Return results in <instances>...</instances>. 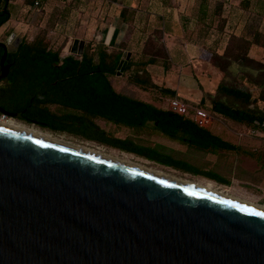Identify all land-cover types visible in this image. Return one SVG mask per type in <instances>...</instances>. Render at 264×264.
Listing matches in <instances>:
<instances>
[{
	"label": "water",
	"instance_id": "water-1",
	"mask_svg": "<svg viewBox=\"0 0 264 264\" xmlns=\"http://www.w3.org/2000/svg\"><path fill=\"white\" fill-rule=\"evenodd\" d=\"M0 264H264V211L0 125Z\"/></svg>",
	"mask_w": 264,
	"mask_h": 264
},
{
	"label": "rangeland",
	"instance_id": "rangeland-1",
	"mask_svg": "<svg viewBox=\"0 0 264 264\" xmlns=\"http://www.w3.org/2000/svg\"><path fill=\"white\" fill-rule=\"evenodd\" d=\"M35 1L38 3L33 5H28L27 0L12 1L10 7L11 18L0 27V42L5 43L9 48H13V45L8 43V36L11 32L21 38L31 39L37 33L45 31L50 39L51 46L53 48L61 47V58L68 55L80 57L78 51L81 41H83V46L87 44L88 51L92 53H95V48L103 42L108 52H111L112 55L119 54L121 56L120 61L125 53L126 56L129 55L128 59L133 63L143 61L147 58L144 55L145 52L153 53L156 48L161 60V57L166 54L164 48L160 50L165 43L161 17H164L163 14L166 9L159 3L162 2L161 0H117L116 2L112 0ZM169 2L172 9V21H181L182 17H188L189 14L193 16L191 8L193 4H197L198 0H169ZM216 3L225 6L223 9L225 22L222 23V17H216L213 24L205 29L206 47L222 50L228 42L229 36L237 34L243 39L248 38L245 41L246 48L249 47L247 42L255 40L258 47L251 46L250 49L260 48L256 50L262 49L264 51V12L260 13L255 10V8H259V5H256L257 0H250V6L247 9L242 8L240 0H224V2L216 0ZM121 9L124 10V15L129 18V22L122 23L123 20L117 15ZM199 26L197 23L193 28L190 26L184 30L185 32H192V35L197 38ZM110 27L118 29L113 45L105 42ZM192 29L193 31H191ZM255 32H257L256 36H254ZM174 39L179 40V38ZM230 40L228 51L236 53L239 50L240 43L234 37H231ZM246 48H243V52H247ZM160 65L146 66L150 69L148 72L151 80L162 86H171L183 81L184 88L179 89L181 95L191 98L187 100L192 104L198 103L200 108L212 116L211 121L204 127L223 140L238 146L239 151L219 150L216 154H213L195 147L179 144L151 128L136 130L100 118H96L95 122L113 136L130 138L136 143L157 147L200 170L214 171L227 180L226 184L216 182L202 175H193L164 166L141 156L120 151L94 141L85 140L67 131L53 132L42 129L37 125L30 127L67 141L92 147L93 149H100L109 154L119 156L125 154L136 163L154 167L160 171L215 188L228 195L264 207V129L257 131L256 126L235 122L219 113H215L210 98L205 97L203 102L200 101V88L204 90L213 89L214 87V74L209 69L202 68L194 74L188 68L176 66L175 69L164 72ZM169 66L170 64L165 70H168ZM140 67L139 64H134L132 70L124 69L120 74L108 75V78L113 87L121 93L146 102L151 101L157 107H169V102L164 105V98H162L164 96L159 91L154 89L145 91L130 82V76L133 75L136 68L140 69ZM233 68H238L237 63L233 64ZM251 71L256 73L255 70ZM240 76L241 73H237L236 76L230 75L227 80L237 86H242L244 83L250 89L252 96H257L259 89L246 83L245 80L243 81ZM3 84L2 81L0 86ZM258 106L262 108L264 104L259 102ZM50 108L52 111L59 112V109L55 106ZM0 121L26 124L15 118L3 117L2 115H0Z\"/></svg>",
	"mask_w": 264,
	"mask_h": 264
},
{
	"label": "trees",
	"instance_id": "trees-1",
	"mask_svg": "<svg viewBox=\"0 0 264 264\" xmlns=\"http://www.w3.org/2000/svg\"><path fill=\"white\" fill-rule=\"evenodd\" d=\"M12 1L0 0V27L11 18ZM161 1L162 7L166 8L163 15L171 17L169 0ZM215 1L198 0L196 5L193 4L191 8L193 16L189 14L188 17L181 18L183 28L185 29V24L190 22L191 17L195 18L194 26L197 23L200 25L199 33H205V29L213 24L216 17H222V23L225 22L223 15L225 6L215 4ZM35 2L37 1L27 0L28 5ZM240 2L243 9L250 6V0ZM261 3L264 4V0H257L260 7ZM117 15L123 22H129L123 9L119 10ZM117 34L118 29L114 28L109 44L115 43ZM256 35L257 32L254 33V36ZM231 37L237 38L240 43L236 53L228 51ZM246 39L248 38L243 39L240 35L233 34L229 36L222 50L205 47L209 53V61L223 73V77L214 92L206 93L200 101L203 102L205 97L210 98L215 113L235 122L264 129V107L258 106L259 102L264 104V62L248 55L250 47L256 42L255 40L247 42L249 46L247 49ZM244 47L247 51H244L245 53ZM162 49L166 53L161 57L162 60L156 48L153 53L145 52L147 58L143 61L133 63L128 59L124 69L129 70L134 64H139L141 67L135 69L130 76V82L142 90L154 89L163 96L172 98L176 91L154 83L146 68L155 64L167 66V52L164 46H161L160 50ZM60 51L61 47L51 46L45 31L37 33L31 39L22 37L19 46L6 57L10 68L6 78L0 81L4 82L0 86V107L9 113H19L15 119L26 123L25 125H37L53 132L67 131L85 140L132 153L161 165L193 175H202L222 184L227 183V180L218 173L200 170L157 147L142 145L130 138L113 136L102 129L95 119L100 118L136 130L151 128L186 146L213 154L219 150L239 151L238 146L223 140L188 117L117 92L108 75L117 73L121 56L108 52L103 42L95 48V53L89 52L87 44H84L80 57L68 55L61 58ZM234 63H237V69L233 68ZM251 70H255L256 73ZM237 73H241L240 78L243 81L259 89L257 96H252L244 83L237 86L227 80L228 76H236ZM51 106L57 107L59 112L52 111Z\"/></svg>",
	"mask_w": 264,
	"mask_h": 264
},
{
	"label": "crops",
	"instance_id": "crops-1",
	"mask_svg": "<svg viewBox=\"0 0 264 264\" xmlns=\"http://www.w3.org/2000/svg\"><path fill=\"white\" fill-rule=\"evenodd\" d=\"M159 3L162 5V2H159ZM263 5L264 4L261 3V7L258 6L259 8L258 9L255 8V10L260 12V13L264 12ZM163 16L164 17H161L162 22H163L162 27L164 29L163 40L165 39V41H164L165 43L163 45H164V47L166 49L167 56H168L167 57V61H168L167 62V66L169 64H170V66H169L168 70H165L167 66L164 67L161 64L160 65L161 68L164 70V72L165 71L168 72L169 70L175 69L176 66H179L181 68H188L194 74H196L202 68L209 69L210 72H212L214 74V78H215L214 79V81H215L214 82V87H213V89H204V90H202L200 88V92H199L200 96L199 97L201 99L203 97V94H206V93H211L212 94L214 92L218 82L222 79L223 73L218 68L213 66L211 64V62L209 61V53L205 50V47H206L205 34L204 33H198L197 34V38H195L196 36L192 35V32H185L184 31L183 23L181 24V21L180 22H179V20L178 21H175V20L172 21L171 17L168 16V18H167L165 15H163ZM194 19L195 18H193V17H191L189 19L190 22L185 24V28L186 29H188L190 26H192L191 28L194 27V25H193ZM122 23H125V22H122ZM191 31H193V29ZM174 38H179V40L176 41ZM252 47H258V45L257 44H253ZM256 49H260V48H255L253 50L249 49L248 55L251 58H254L256 60H260V61L264 62V59H263L264 58V51L262 49L259 50V51L256 50ZM250 50H251V52H250ZM150 66H156V64L155 65H150ZM147 70L149 71L150 69L147 67ZM154 83H156V82H154ZM157 85H159V84H157ZM183 85H184V82L181 81V82H178L175 85L163 86V87H168V88H171V89L175 90L176 91V95L180 96L181 98L191 99V98H188V97H186L184 95H181V93L179 92V89H183L184 88ZM159 86H162V85H159ZM117 92H119V91H117ZM128 96H130V95H128ZM162 98H164V102H163L164 105L166 104V102L168 104L169 98L165 97V96L162 97ZM135 99H137V98H135ZM165 99H166V101H165ZM138 100H141V99H138ZM141 101H143V100H141ZM148 102L152 104L151 101H148ZM158 108H161V109H164V110H169L168 106H160ZM159 133H161V132H159ZM171 140H173V139H171ZM173 141H175V142H177L179 144H182V143H180L177 140H173ZM182 145H184V144H182Z\"/></svg>",
	"mask_w": 264,
	"mask_h": 264
},
{
	"label": "bare ground",
	"instance_id": "bare-ground-1",
	"mask_svg": "<svg viewBox=\"0 0 264 264\" xmlns=\"http://www.w3.org/2000/svg\"><path fill=\"white\" fill-rule=\"evenodd\" d=\"M3 119H6V118H3ZM0 125L14 129V130H18V131H21L24 133H28V134H31L34 136H38V137H41L44 139H48V140H51L54 142L65 144V145H68L71 147H75V148H78V149H81V150H84V151H87V152H90V153H93V154H96V155H99V156H102V157H105V158H108L111 160L117 161L119 163H122V164H125V165H128V166H131V167H134V168H137V169H140V170H143V171H146V172H149V173H152V174H155V175H158V176H161V177H164V178H167V179H170V180H173V181H176V182H179V183H182V184H185V185H188V186H191V187H194V188H197V189H200V190H203V191H206V192H209V193H212V194H215V195H218V196H221V197H224V198H227V199H230V200H233V201H236V202H239V203H242V204H245V205H248V206H251V207H254V208H257V209L264 211L263 206L256 205L252 202H249V201L228 195V194H226L220 190H217L215 188H212V187H209V186H206L203 184H199L196 182H192L190 180L172 175L170 173L160 171L158 169H155L154 167L152 168V167H148V166L136 163V162L132 161L130 158H128L125 154L124 155L122 154L120 156L109 154V153H106L100 149H93L92 147H88L85 145H81V144H77V143H74L71 141H67L63 138L54 136L50 133L39 131L33 127H30L27 125H22V124H16V123L10 122V121H0Z\"/></svg>",
	"mask_w": 264,
	"mask_h": 264
},
{
	"label": "built area",
	"instance_id": "built-area-1",
	"mask_svg": "<svg viewBox=\"0 0 264 264\" xmlns=\"http://www.w3.org/2000/svg\"><path fill=\"white\" fill-rule=\"evenodd\" d=\"M37 4V2H35ZM169 110L171 112L190 118L194 123L200 126H206L212 119V116L200 108L197 103L192 104L189 100L181 98L178 95L169 98ZM5 117V115H2ZM259 131V128L257 129Z\"/></svg>",
	"mask_w": 264,
	"mask_h": 264
},
{
	"label": "flooded vegetation",
	"instance_id": "flooded-vegetation-1",
	"mask_svg": "<svg viewBox=\"0 0 264 264\" xmlns=\"http://www.w3.org/2000/svg\"><path fill=\"white\" fill-rule=\"evenodd\" d=\"M15 49L16 48H14V47L13 48H9V47L6 46V57H7L8 53L10 51H14ZM3 52H4V48L0 47V58H1L2 54H3ZM6 57H5V60H4V64H8L7 61H6ZM9 68H10V64H9ZM0 115H3V114L0 113Z\"/></svg>",
	"mask_w": 264,
	"mask_h": 264
}]
</instances>
